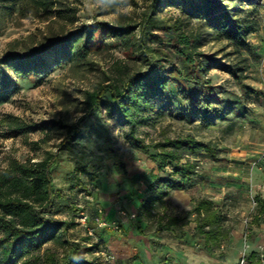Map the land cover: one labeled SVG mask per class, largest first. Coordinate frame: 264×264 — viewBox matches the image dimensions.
Returning <instances> with one entry per match:
<instances>
[{"label":"rangeland","instance_id":"rangeland-1","mask_svg":"<svg viewBox=\"0 0 264 264\" xmlns=\"http://www.w3.org/2000/svg\"><path fill=\"white\" fill-rule=\"evenodd\" d=\"M56 1L52 10L37 11L31 0H0V58L7 51L25 53L31 47L39 48L64 36L71 37V44L75 45L78 40L74 35L84 25L114 23L120 15L136 26V38L143 39L144 13L151 3V0ZM243 7L250 11L256 9L254 16L259 22V29L248 37L255 49L241 51L247 59L245 78L236 80L218 68H209L203 78L219 89L222 99H233L244 105L246 116L238 117L231 110L229 120H217L204 127L199 121L187 123L165 111L138 127V134L149 144L154 145L164 137L191 136L213 148V156H189L180 161L184 163L188 159L196 163L195 180L181 189L170 188L165 204L166 213L179 215L191 209L200 198L214 202L231 232L213 256L194 246L199 241L197 237L193 239L194 214L171 231L158 230L156 225L146 228L145 222L135 215L148 173L153 171L173 181L178 177L172 172L174 164L170 162L163 172L157 171L151 158L155 153L153 148L145 154L131 146L124 137L126 128L107 114L104 105L93 115L80 118L84 90L92 89L116 62L143 68L140 59L125 52L102 32L101 38L108 46L90 53L88 60L73 63L52 50L46 58L48 64L39 66L31 74H22L12 63L4 66L5 78L0 83V172L10 160H38L46 151L57 152L59 159L52 164L53 183L81 210L77 216L58 213L57 217L75 221L76 226L69 230V239L80 249L94 245L93 252L85 255L88 259L96 257V264H238L244 249L247 253L261 249L258 253L264 254V218L258 223L253 221L257 213L255 198H264V161H257L264 151V58L261 55L264 53V0H247ZM57 10L61 16L55 13ZM157 13L177 17L180 11L167 4ZM157 33L163 35L162 31ZM96 37L100 38L99 31ZM204 42L199 51L211 61L225 65L237 61L235 54H229L233 51L230 42L211 36ZM150 44L164 53L162 63L167 71L179 67L180 57L170 41L164 38L163 44ZM254 50L256 57L251 54ZM252 91L261 94L260 100L255 99ZM48 119L80 125L82 134L71 149L58 150L65 134L63 129L48 131L47 136L40 131L7 136L14 120L33 123ZM235 120L237 123L232 124ZM106 137L122 165L106 154ZM91 172L95 173L94 179L90 177ZM73 176L78 177L80 184L71 188ZM151 238L155 240V247L149 242ZM61 251L56 264H62ZM40 264L50 263L44 259Z\"/></svg>","mask_w":264,"mask_h":264},{"label":"trees","instance_id":"trees-1","mask_svg":"<svg viewBox=\"0 0 264 264\" xmlns=\"http://www.w3.org/2000/svg\"><path fill=\"white\" fill-rule=\"evenodd\" d=\"M245 1L151 0L149 10L144 13L143 39L136 38V26L125 15H120L114 23L84 25L74 35V39L78 40L75 45L71 44V37L64 36L39 48L31 47L25 53L7 51L0 58V83L5 78L4 66L12 63L19 72L28 75L39 66L48 64L46 58L52 50L60 52L73 63L88 60L90 53L108 46L101 38L102 32L113 38L125 52L140 59L143 68L136 69L129 63L116 62L110 67V73H105L92 89L84 90L80 118L93 115L104 105L107 114L126 128L124 137L131 146L145 154H149L150 148H153L155 153L151 158L157 171L163 172L170 162L174 164L172 172L178 177L173 181L153 171L148 173L144 193L138 197L135 215L145 222L146 228L156 225L158 230L171 231L173 227L183 225L188 215L194 214L193 239H199L194 246L213 256L215 249L221 248L229 238L231 227L225 224L224 215L211 199L200 198L191 209L179 215L168 214L165 209L170 188L181 189L195 180L196 163L188 159L184 163L180 161L189 156L212 155L213 148L191 136L175 139L164 137L154 145L149 144L138 134V127L148 124L165 111L187 123L199 121L204 127L217 120H229L231 110L238 117L246 116L244 105L233 99H222L218 95L219 89L203 78L209 68L225 70L236 80L245 78L247 59L241 51L255 49L248 37L259 29V22L254 16L256 9L250 11L243 7ZM31 2L37 11H50L57 1ZM167 4L179 9L177 17L157 13ZM58 10L55 13L61 16ZM97 31L101 39L96 37ZM158 31H162L163 35ZM207 36L230 42L233 51L229 54H235L237 61L225 65L211 61L210 57L200 52L199 48L205 44ZM164 38L176 47L181 62L179 67H171L169 71L162 63L164 53L150 44H163ZM251 54L257 56L255 50ZM261 55L264 58V53ZM252 93L256 100H260L259 92ZM212 103L216 105L211 107ZM236 123L237 120L232 124ZM9 126L7 136L36 131L44 132L47 136L48 131L63 129L65 134L58 145L59 151L71 149L82 134L79 124L61 119L33 123L14 120ZM105 146L106 154L122 165L110 145L109 137H106ZM58 159L57 152L46 151L38 160H10L0 172V264H40L44 259L56 264L60 249L62 264H96V257L88 259L85 255L93 252L94 245L80 249L76 242L71 243L69 239V230L76 226L75 221L68 217H57L58 213L77 216L81 212L53 183L52 164ZM89 174L92 179L95 178L94 172ZM71 180V188L80 184L77 176ZM255 200L257 213L253 221L258 223L264 218V198L257 196ZM149 242L156 246L153 238ZM245 259L247 264H260V254L256 251L246 253Z\"/></svg>","mask_w":264,"mask_h":264},{"label":"built area","instance_id":"built-area-1","mask_svg":"<svg viewBox=\"0 0 264 264\" xmlns=\"http://www.w3.org/2000/svg\"><path fill=\"white\" fill-rule=\"evenodd\" d=\"M258 162H261V161H264V151H262L261 155L259 156ZM85 217L83 218V222L85 220ZM247 253V250L244 249L241 256H240V259H239V263L238 264H247V261L245 259V254ZM260 264H264V254L260 253Z\"/></svg>","mask_w":264,"mask_h":264},{"label":"crops","instance_id":"crops-1","mask_svg":"<svg viewBox=\"0 0 264 264\" xmlns=\"http://www.w3.org/2000/svg\"><path fill=\"white\" fill-rule=\"evenodd\" d=\"M261 249L255 250L256 252H260Z\"/></svg>","mask_w":264,"mask_h":264}]
</instances>
